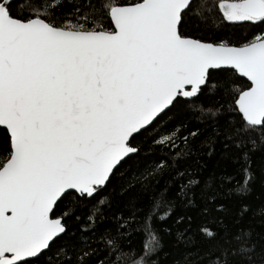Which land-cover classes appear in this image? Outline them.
I'll use <instances>...</instances> for the list:
<instances>
[{
    "label": "snow or ice",
    "instance_id": "6c2138e0",
    "mask_svg": "<svg viewBox=\"0 0 264 264\" xmlns=\"http://www.w3.org/2000/svg\"><path fill=\"white\" fill-rule=\"evenodd\" d=\"M0 264H264V0H0Z\"/></svg>",
    "mask_w": 264,
    "mask_h": 264
},
{
    "label": "trees",
    "instance_id": "16d2710c",
    "mask_svg": "<svg viewBox=\"0 0 264 264\" xmlns=\"http://www.w3.org/2000/svg\"><path fill=\"white\" fill-rule=\"evenodd\" d=\"M224 31L226 33H231L233 31H238V30H233V29H230V28H225ZM205 35H208L209 34V31H205L204 32ZM208 149L205 148L203 150V154L201 155L200 157V163L205 165V167L203 168L202 170V174L203 175H207L211 172L212 170V165L213 163L215 162V159H216V155H212V156H209L208 155ZM259 195H260V192H259V184L257 183L255 186H254V190H253V193H252V196L254 199H258L259 198Z\"/></svg>",
    "mask_w": 264,
    "mask_h": 264
}]
</instances>
